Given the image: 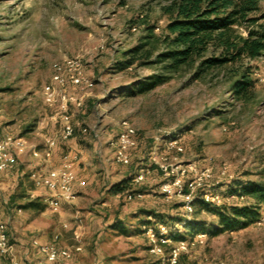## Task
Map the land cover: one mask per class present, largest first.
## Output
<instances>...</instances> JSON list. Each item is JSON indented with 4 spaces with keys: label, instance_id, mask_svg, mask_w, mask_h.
Segmentation results:
<instances>
[{
    "label": "rangeland",
    "instance_id": "obj_1",
    "mask_svg": "<svg viewBox=\"0 0 264 264\" xmlns=\"http://www.w3.org/2000/svg\"><path fill=\"white\" fill-rule=\"evenodd\" d=\"M173 1L0 0V128L27 141L15 169L23 172L15 179L16 197L14 202L8 200L10 207H21L20 213L4 209L8 191L2 184L9 178L0 175V215L8 224L19 264H46L31 239L45 236L49 240L55 233L59 234V246L82 247L73 256V264L155 261L141 224L151 219L150 211L184 217L185 199L179 194L162 193V185L172 177L155 167L153 151L166 158L175 171L185 169V181L207 171L210 178L202 193H221L218 205L240 206L255 201L253 197L227 193L249 182L264 184V54L251 62L244 59L210 68L200 77L195 76L199 61L166 70V62L153 61L167 48L163 41L168 35L166 25L174 16L168 10ZM257 6L250 13L258 18L257 24L245 22L237 27L241 35L264 23V0H258ZM142 43H147L142 51L152 52L151 58H139L131 66L122 67V61L129 58L125 53ZM66 59H77L94 85L75 90L82 98L80 107L70 106L76 132L62 140L58 103L45 102L43 87L51 80L53 64ZM247 65L253 66L254 86L251 96L241 98L233 85L238 72ZM156 75L165 80L141 92L139 88ZM66 89L74 92L71 85ZM124 122L136 129L138 139L129 165L114 160L111 146ZM80 125L88 132L82 133ZM49 137L57 139V149H53L57 161L48 169H58L61 155H76L79 169L87 172L85 185L75 190L73 199L61 203L58 211L50 208L47 190L36 189L31 178L32 172L44 173L41 167L46 163L43 157L49 151ZM174 141L182 151L170 144ZM136 170L144 174L141 182L133 179L125 192L110 191L113 183ZM31 188L37 190L36 196L29 195L27 189ZM128 193L132 194L130 198ZM199 194L197 190L195 195ZM29 201L34 205L25 208ZM259 207V218L264 217V201ZM188 216L207 237L183 254L180 264L220 259L264 264V224L255 221L244 228L214 234L219 216L201 202ZM116 220L123 222L125 232L112 226ZM12 224L24 233H20L25 239L22 245ZM179 229L181 234L191 233L187 228Z\"/></svg>",
    "mask_w": 264,
    "mask_h": 264
},
{
    "label": "built area",
    "instance_id": "obj_2",
    "mask_svg": "<svg viewBox=\"0 0 264 264\" xmlns=\"http://www.w3.org/2000/svg\"><path fill=\"white\" fill-rule=\"evenodd\" d=\"M71 85L74 92H68L67 87ZM93 80L86 77L82 70L81 63L77 59H66L63 63L53 64V74L51 80L43 87L44 100L47 104L53 105L58 103L59 119H60V134L62 140L71 138L77 128L74 123L70 106L80 107L82 98L78 96L75 90L82 87H92ZM82 133H87L88 128L79 126ZM49 151L46 155H51L52 150L57 145V139L49 137L46 139ZM174 145L178 151L183 148L178 145L177 141L170 143ZM27 141L22 136H16L11 132L0 128V173L10 170L18 164V156L26 148ZM113 148V158L117 163L122 165L131 164V151L138 146L136 129L124 122L119 131L116 140L111 141ZM75 159L65 156L56 172L40 173L32 172L31 178L36 187H43L48 192L47 202L53 211H58L63 202H69L75 197V186L77 183L84 185L85 181H78L77 172L75 170ZM152 159L156 162L160 171L164 175L172 177L170 181L162 185V193L167 196L179 194L185 199L183 205L185 209V218L190 219L193 212L194 202L196 198L201 197L202 200L211 207L218 205L222 199L221 193L206 191L201 192L198 196L195 195L197 190L202 191L203 186L210 175L207 171L201 173L197 177L189 181L184 180L186 170L175 171L167 159L160 157L156 151L152 153ZM144 174L140 171L134 178L135 182H141ZM227 194H230L229 192ZM129 194V198L131 197ZM239 194H230V196H238ZM259 224H264V217L258 218ZM184 221L177 222L171 228L166 223H157L153 225H143L144 233L148 237L149 252L155 255L159 264H179L183 254L188 253L191 248L203 243L207 234L205 232L183 234V238L175 240L170 235L171 233L180 232L179 228H183ZM32 246L45 257L49 264H72L73 256L82 251V247L77 245L71 247L59 246V234H54L51 240L41 242L35 238L31 242ZM0 256L5 258L0 264H19L13 254V245L10 240L7 224L0 219ZM201 264H236L234 261L220 259L217 261L206 260Z\"/></svg>",
    "mask_w": 264,
    "mask_h": 264
},
{
    "label": "trees",
    "instance_id": "obj_3",
    "mask_svg": "<svg viewBox=\"0 0 264 264\" xmlns=\"http://www.w3.org/2000/svg\"><path fill=\"white\" fill-rule=\"evenodd\" d=\"M257 5L258 0H174L173 5L168 9L173 12L174 16L166 25L168 35L164 37L163 41L167 44V48L158 53L153 62H166L164 68L169 71L199 61V69L195 76L200 77V74L210 68L234 65L244 59L251 62L260 58L264 54V23H258L254 28L247 27L250 29H248L246 36L241 35L237 29L245 22L250 26L257 24L258 18L250 16L251 12L258 9ZM146 44L142 43L127 51L125 56L129 55V58L122 61V67L131 66L139 58L145 61L149 60L152 52L149 50L142 51ZM252 68V65H247L238 72L239 78L233 85V91L238 97H249L252 94L254 86ZM164 80L161 75H156L153 81L142 85L139 90L141 92L150 90ZM155 167L160 170L158 166ZM137 173L136 170L135 173L128 174L120 181L113 183L110 186V191L113 193L125 192L130 188V184ZM241 188L230 189L228 192L247 198L253 197L255 200L253 203L240 206L211 207L201 197L195 200L194 206L201 202L205 208L217 212L219 227L214 229L212 233L244 228L259 218V203L264 201V184L249 182ZM15 197L12 194L9 200L14 202ZM32 205H34L33 201H29L23 206L29 208ZM148 216L151 219L144 220L142 226H155L162 222L172 228L176 222L184 221L183 228L189 229L191 233H206L203 229L197 230L198 226H195L192 217L186 219L185 217L162 215L154 211H150ZM112 226L125 232L123 222L120 220H116ZM170 236L178 240L184 235L177 232L171 233ZM147 264H159V260L156 259Z\"/></svg>",
    "mask_w": 264,
    "mask_h": 264
},
{
    "label": "crops",
    "instance_id": "obj_4",
    "mask_svg": "<svg viewBox=\"0 0 264 264\" xmlns=\"http://www.w3.org/2000/svg\"><path fill=\"white\" fill-rule=\"evenodd\" d=\"M30 146H33L32 144H30ZM55 149H57V148H55ZM54 149V150H55ZM52 151V153H51V155H46V157H43V159L44 160H46L45 162L46 163H42V165H44L45 164V166L44 167H41V170H42V172L44 171V173H50V172H56L58 169L57 168H52V169H48L49 167H51V165H52V162H56L57 161V159H56V157H55V155H56V153H55V151ZM42 157V156H41ZM63 157V155H61V157L59 158V162L60 161H62V158ZM83 161L86 163V158H84L83 159ZM78 162H80V161H78ZM78 162H75V170H76V172H77V177H78V181H80V180H84L83 178L86 176V174H87V172H85L86 171V169L84 170V168H82V169H79V166L77 165L78 164ZM18 165V164H17ZM17 165H16V167H14V168H12V169H10V170H7V171H4V172H2V173H0V175H5V176H7L8 178H9V180H7V182H4L3 184H2V188L3 189H5V190H7L8 191V193H7V198H6V200H5V205L3 206L4 207V209L5 210H8L9 212L10 211H13V212H21L22 211V209H16V208H13V207H10V205L8 204V200L10 199V197H11V195L13 194V192H14V187L17 185V182L15 181V179L17 178V177H19V176H21L22 174H23V172H20L19 170H15L16 168H17ZM59 168V167H58ZM14 174H16V176L14 175ZM12 180L13 181H15L14 183H12ZM85 181V180H84ZM104 184V183H103ZM35 185V184H34ZM85 185V184H84ZM80 186H83V185H81V184H79V183H77L76 184V186H75V190L77 191V190H79V188H80ZM10 188H12V189H10ZM35 188L36 189H39V188H41V187H36L35 186ZM36 189H27V191H28V193H29V195L31 196V197H33V196H36V194H37V190ZM6 191V192H7ZM47 196H48V192H47ZM51 208V207H50ZM149 218H151V217H149ZM0 219L2 220V221H4L6 224H7V222L5 221V220H3L2 219V217H1V215H0ZM15 220H13V222H14ZM17 223H18V221H16ZM7 226H8V224H7ZM65 226H67V225H65ZM10 227H11V229H13L14 230V234H15V236L17 237L16 239L19 241H17L18 243H19V245H22L24 242H25V239H24V237H22V235L24 234L23 232L21 233V231H20V229H19V227L18 226H13V224L12 225H10ZM22 235H21V234ZM56 234V233H55ZM54 235V234H53ZM53 235H52V237H53ZM22 237V238H21ZM51 237V238H52ZM35 238H38L41 242H47V241H49V240H51V238L48 240V238L47 237H45V236H42V237H38V236H36ZM35 238H33V239H35ZM33 239H31V242H32V240ZM12 245H13V252H14V244L12 243ZM79 253V252H78ZM14 254V253H13ZM15 256V255H14ZM44 257V256H43ZM44 259H45V257H44ZM5 261V258L4 257H1L0 256V262H4ZM45 263L46 264H49L47 261H46V259H45ZM72 264H73V261H72Z\"/></svg>",
    "mask_w": 264,
    "mask_h": 264
}]
</instances>
